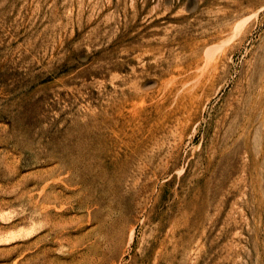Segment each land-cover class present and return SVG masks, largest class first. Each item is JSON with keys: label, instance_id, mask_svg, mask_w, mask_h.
<instances>
[{"label": "rangeland", "instance_id": "obj_1", "mask_svg": "<svg viewBox=\"0 0 264 264\" xmlns=\"http://www.w3.org/2000/svg\"><path fill=\"white\" fill-rule=\"evenodd\" d=\"M0 264H264V0H0Z\"/></svg>", "mask_w": 264, "mask_h": 264}, {"label": "bare ground", "instance_id": "obj_2", "mask_svg": "<svg viewBox=\"0 0 264 264\" xmlns=\"http://www.w3.org/2000/svg\"><path fill=\"white\" fill-rule=\"evenodd\" d=\"M238 29H239V28H238ZM219 36H220V35H219ZM233 37H234V36H233ZM233 37H232V38H233ZM210 50H211V49H210ZM227 50H228V49H227ZM215 52H216V51H215ZM259 90H260V89H259ZM258 92H259V91H258Z\"/></svg>", "mask_w": 264, "mask_h": 264}]
</instances>
